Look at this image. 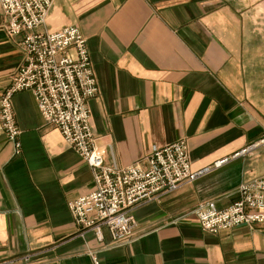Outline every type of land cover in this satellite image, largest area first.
I'll return each mask as SVG.
<instances>
[{
    "label": "crops",
    "instance_id": "crops-1",
    "mask_svg": "<svg viewBox=\"0 0 264 264\" xmlns=\"http://www.w3.org/2000/svg\"><path fill=\"white\" fill-rule=\"evenodd\" d=\"M0 8V97L23 62ZM76 27L98 86L90 127L104 164L141 162L184 139L191 169L229 158L264 134V0H53L35 32ZM21 150L0 136V264H264V222L217 234L193 210L225 209L264 175V151L231 158L132 211L131 241L72 222L68 203L94 189L91 169L41 117L29 91L12 98Z\"/></svg>",
    "mask_w": 264,
    "mask_h": 264
},
{
    "label": "built area",
    "instance_id": "built-area-1",
    "mask_svg": "<svg viewBox=\"0 0 264 264\" xmlns=\"http://www.w3.org/2000/svg\"><path fill=\"white\" fill-rule=\"evenodd\" d=\"M52 4L53 0H0L5 31L11 38L23 34L19 46L24 55L0 97V136L12 143L15 155L20 153L12 98L21 91L31 92L42 119L58 130L64 143L92 171L95 189L68 203L78 229L91 230L102 240L105 228L114 244L128 243L135 231L132 211L136 207L210 175L231 158L264 151L263 134L231 157L193 171L187 143L181 139L153 148L143 161L131 166L105 165V152L90 127L88 101L97 95L98 86L85 37L74 26L35 32L45 23ZM237 193L238 200L225 209L211 202L196 205L193 213L202 231L217 234L264 222V175L239 185ZM18 260L30 262L29 256ZM93 262L98 264L96 258Z\"/></svg>",
    "mask_w": 264,
    "mask_h": 264
}]
</instances>
